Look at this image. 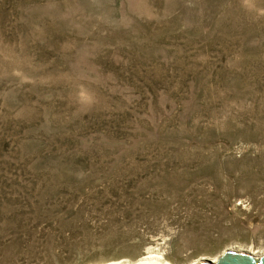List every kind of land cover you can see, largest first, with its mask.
<instances>
[{
	"label": "rangeland",
	"instance_id": "374dc122",
	"mask_svg": "<svg viewBox=\"0 0 264 264\" xmlns=\"http://www.w3.org/2000/svg\"><path fill=\"white\" fill-rule=\"evenodd\" d=\"M239 244L264 247V0H0V264Z\"/></svg>",
	"mask_w": 264,
	"mask_h": 264
},
{
	"label": "bare ground",
	"instance_id": "6f19581e",
	"mask_svg": "<svg viewBox=\"0 0 264 264\" xmlns=\"http://www.w3.org/2000/svg\"><path fill=\"white\" fill-rule=\"evenodd\" d=\"M229 251H236L239 253H244L247 255H250L254 258H259L264 255V247L262 246H245L242 244L235 245L233 248H229ZM205 259H210L213 261H217V257H208V256H203L198 261H195L194 263L191 264H197L201 262L202 260ZM99 264H176L172 262L167 256H166V250L164 247H161L159 245L156 246H148L147 252L142 255L141 257L131 260V259H118V260H112L108 262H103Z\"/></svg>",
	"mask_w": 264,
	"mask_h": 264
},
{
	"label": "water",
	"instance_id": "95a60500",
	"mask_svg": "<svg viewBox=\"0 0 264 264\" xmlns=\"http://www.w3.org/2000/svg\"><path fill=\"white\" fill-rule=\"evenodd\" d=\"M197 264H264V255L259 258H254L244 253L226 249L218 256L217 261L205 259Z\"/></svg>",
	"mask_w": 264,
	"mask_h": 264
}]
</instances>
